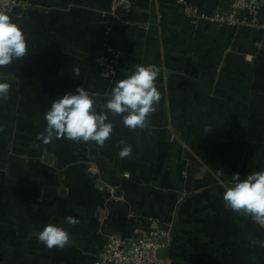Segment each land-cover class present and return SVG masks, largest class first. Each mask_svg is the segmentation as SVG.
Instances as JSON below:
<instances>
[{"label":"crops","instance_id":"obj_1","mask_svg":"<svg viewBox=\"0 0 264 264\" xmlns=\"http://www.w3.org/2000/svg\"><path fill=\"white\" fill-rule=\"evenodd\" d=\"M17 1L7 15L28 48L0 67L10 84L0 100V264H100L109 238L128 244L152 229L169 232L171 264H264V225L222 199L234 173L264 170V0L256 25L238 27L213 20L232 0H182L192 18L178 0H134L129 11L111 0ZM105 43L122 52L111 81L93 64ZM136 65L158 70L144 128L109 113L103 147L37 139L53 99L81 87L103 104ZM124 145L132 152L121 158ZM47 224L70 243L46 248L35 233Z\"/></svg>","mask_w":264,"mask_h":264},{"label":"clouds","instance_id":"obj_2","mask_svg":"<svg viewBox=\"0 0 264 264\" xmlns=\"http://www.w3.org/2000/svg\"><path fill=\"white\" fill-rule=\"evenodd\" d=\"M27 48L22 29L9 15L0 12V67L25 57ZM72 72L79 75L78 70ZM157 74L154 65H136L115 83L103 104L97 103L81 87L65 92L53 99L44 116L47 125L45 133L38 135L37 139L48 144L54 139L67 138L77 142L91 141L103 147L113 130L112 123L108 121L109 113L121 115L123 124L129 129L144 128L160 100L155 86ZM9 89L8 82L0 81V100L8 98ZM131 152V146L124 145L119 156L123 158ZM222 199L233 212L242 213L264 225V170L248 174L243 179L239 173H234ZM66 221L76 223L71 217H67ZM35 236L48 249L63 248L70 243L68 231L55 224L45 225Z\"/></svg>","mask_w":264,"mask_h":264},{"label":"built area","instance_id":"obj_3","mask_svg":"<svg viewBox=\"0 0 264 264\" xmlns=\"http://www.w3.org/2000/svg\"><path fill=\"white\" fill-rule=\"evenodd\" d=\"M178 3L184 5L185 15L192 18L190 7L182 0H178ZM18 4L17 0H0V12L9 14ZM133 4L134 0H111L110 8L112 11H129ZM259 5L260 0H232L229 10L219 12L213 20L229 27L255 26ZM103 48L104 52L94 58L93 64L104 79L111 81L116 76L122 52L106 43ZM169 243V232L161 229H152L128 244L120 239L109 238L104 242L98 259L100 264H171L168 257L158 255Z\"/></svg>","mask_w":264,"mask_h":264},{"label":"water","instance_id":"obj_4","mask_svg":"<svg viewBox=\"0 0 264 264\" xmlns=\"http://www.w3.org/2000/svg\"><path fill=\"white\" fill-rule=\"evenodd\" d=\"M15 9H16V7H15L12 11H14ZM162 252H163L162 250L159 251V252H158V255H162Z\"/></svg>","mask_w":264,"mask_h":264}]
</instances>
